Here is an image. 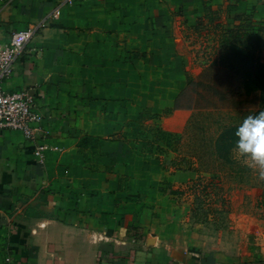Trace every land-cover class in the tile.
Here are the masks:
<instances>
[{"label": "crops", "instance_id": "0c3cea01", "mask_svg": "<svg viewBox=\"0 0 264 264\" xmlns=\"http://www.w3.org/2000/svg\"><path fill=\"white\" fill-rule=\"evenodd\" d=\"M62 3L0 0V46L34 30L2 89L42 117L34 141L0 131V264H264L201 232L197 165L171 171L142 129L186 93L195 38L264 41V0Z\"/></svg>", "mask_w": 264, "mask_h": 264}, {"label": "rangeland", "instance_id": "374dc122", "mask_svg": "<svg viewBox=\"0 0 264 264\" xmlns=\"http://www.w3.org/2000/svg\"><path fill=\"white\" fill-rule=\"evenodd\" d=\"M205 34L208 39L195 38L190 49L192 65L186 72V93L174 108L158 118L146 119L143 135H152L162 143L160 150L164 151L156 153L171 171L197 165L194 169L201 176L183 186L187 187L183 194L191 197L194 205L192 222L200 225L202 233L214 236L216 247L229 246L231 253H243L254 263L264 248V180L236 156L234 149L228 162L219 159L214 144L225 128L261 109V92H245L240 77L229 67L230 46L223 44L221 33ZM202 42L208 43V48H199ZM233 44L264 62L261 38L248 37Z\"/></svg>", "mask_w": 264, "mask_h": 264}, {"label": "built area", "instance_id": "2783aa9c", "mask_svg": "<svg viewBox=\"0 0 264 264\" xmlns=\"http://www.w3.org/2000/svg\"><path fill=\"white\" fill-rule=\"evenodd\" d=\"M90 0H63V5L75 2L86 3ZM60 14V8L54 10V16ZM34 30L24 29L12 33L9 43L0 46V131H16L27 141H34L40 129L42 117L37 111L36 100L26 90L6 92L2 81L12 75L15 59L22 53L32 38ZM38 147V152L43 151Z\"/></svg>", "mask_w": 264, "mask_h": 264}, {"label": "trees", "instance_id": "16d2710c", "mask_svg": "<svg viewBox=\"0 0 264 264\" xmlns=\"http://www.w3.org/2000/svg\"><path fill=\"white\" fill-rule=\"evenodd\" d=\"M226 46V45H225ZM227 51V58L230 60L229 67L240 77L246 93L253 91L261 92V109L256 113L264 110V62L260 63L254 59L247 50L230 44ZM231 49V50H230ZM233 59L231 60V57ZM254 113V114H256ZM237 125L225 128L215 141V152L219 159L229 161L231 150H233V132Z\"/></svg>", "mask_w": 264, "mask_h": 264}, {"label": "clouds", "instance_id": "9594fccd", "mask_svg": "<svg viewBox=\"0 0 264 264\" xmlns=\"http://www.w3.org/2000/svg\"><path fill=\"white\" fill-rule=\"evenodd\" d=\"M236 156L255 168L264 180V111L243 118L233 132Z\"/></svg>", "mask_w": 264, "mask_h": 264}]
</instances>
